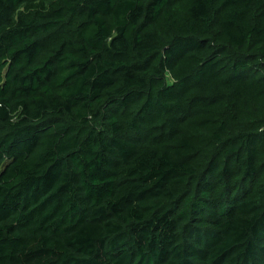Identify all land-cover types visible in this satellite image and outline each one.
Returning a JSON list of instances; mask_svg holds the SVG:
<instances>
[{
  "label": "trees",
  "instance_id": "trees-1",
  "mask_svg": "<svg viewBox=\"0 0 264 264\" xmlns=\"http://www.w3.org/2000/svg\"><path fill=\"white\" fill-rule=\"evenodd\" d=\"M0 264H264V0H0Z\"/></svg>",
  "mask_w": 264,
  "mask_h": 264
}]
</instances>
